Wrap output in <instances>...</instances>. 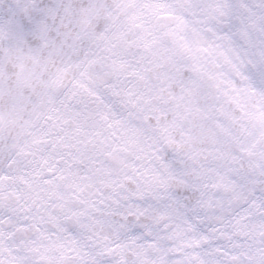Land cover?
Wrapping results in <instances>:
<instances>
[{
    "label": "snow or ice",
    "instance_id": "6c2138e0",
    "mask_svg": "<svg viewBox=\"0 0 264 264\" xmlns=\"http://www.w3.org/2000/svg\"><path fill=\"white\" fill-rule=\"evenodd\" d=\"M0 264H264V0H0Z\"/></svg>",
    "mask_w": 264,
    "mask_h": 264
}]
</instances>
